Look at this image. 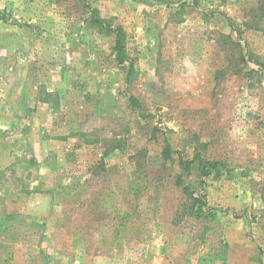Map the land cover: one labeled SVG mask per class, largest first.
I'll return each mask as SVG.
<instances>
[{"label":"rangeland","instance_id":"rangeland-1","mask_svg":"<svg viewBox=\"0 0 264 264\" xmlns=\"http://www.w3.org/2000/svg\"><path fill=\"white\" fill-rule=\"evenodd\" d=\"M227 19L264 63V0H0V264H264V67L218 72Z\"/></svg>","mask_w":264,"mask_h":264},{"label":"trees","instance_id":"trees-1","mask_svg":"<svg viewBox=\"0 0 264 264\" xmlns=\"http://www.w3.org/2000/svg\"><path fill=\"white\" fill-rule=\"evenodd\" d=\"M232 19H227L225 27L229 29V32L220 31L217 33V38L215 41L217 45L220 47L221 52L224 54L223 67L218 71L221 74L231 73L234 75L241 76L246 79H250V77L254 74H258L259 70L253 69L250 67V64L253 63L259 67H264V63L261 61L258 55L247 50L243 47L241 41L236 39L241 37L243 31L238 28L242 25H237V29L233 30L234 25L232 24ZM243 24V23H242ZM245 23L243 24V26ZM115 51L117 52V60L120 64H126L129 60L125 59L127 57L125 53V43L123 42L124 33L123 31L118 30L115 36ZM169 147L165 148V153L168 151ZM194 161H181V166L184 171H189L191 163ZM203 163V161H201ZM215 164L211 162H205L202 167V172L208 174L211 168H215ZM179 186L182 189L183 194H186L188 199L192 201L191 209L193 214L200 216V210L203 208V203L199 197H195L194 193L190 190V187L186 186L183 178H179Z\"/></svg>","mask_w":264,"mask_h":264}]
</instances>
